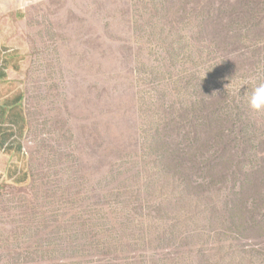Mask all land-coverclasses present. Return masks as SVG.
<instances>
[{
    "label": "rangeland",
    "instance_id": "rangeland-1",
    "mask_svg": "<svg viewBox=\"0 0 264 264\" xmlns=\"http://www.w3.org/2000/svg\"><path fill=\"white\" fill-rule=\"evenodd\" d=\"M241 80L264 0H2L0 264H264Z\"/></svg>",
    "mask_w": 264,
    "mask_h": 264
},
{
    "label": "clouds",
    "instance_id": "clouds-1",
    "mask_svg": "<svg viewBox=\"0 0 264 264\" xmlns=\"http://www.w3.org/2000/svg\"><path fill=\"white\" fill-rule=\"evenodd\" d=\"M249 83L247 80H241L235 84V90L238 94L241 95V89L245 88V86ZM231 86V85H230ZM248 106L256 112L264 111V83H260L258 86L252 88L251 92L249 93L247 87L246 91L243 95H241Z\"/></svg>",
    "mask_w": 264,
    "mask_h": 264
},
{
    "label": "trees",
    "instance_id": "trees-1",
    "mask_svg": "<svg viewBox=\"0 0 264 264\" xmlns=\"http://www.w3.org/2000/svg\"><path fill=\"white\" fill-rule=\"evenodd\" d=\"M6 142H7V141H5V142L3 143V145H5V144H6Z\"/></svg>",
    "mask_w": 264,
    "mask_h": 264
},
{
    "label": "crops",
    "instance_id": "crops-1",
    "mask_svg": "<svg viewBox=\"0 0 264 264\" xmlns=\"http://www.w3.org/2000/svg\"><path fill=\"white\" fill-rule=\"evenodd\" d=\"M2 0H0V3H1Z\"/></svg>",
    "mask_w": 264,
    "mask_h": 264
}]
</instances>
